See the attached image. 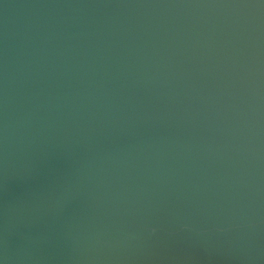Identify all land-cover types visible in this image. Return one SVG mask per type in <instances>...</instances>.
<instances>
[{
	"label": "bare ground",
	"instance_id": "bare-ground-1",
	"mask_svg": "<svg viewBox=\"0 0 264 264\" xmlns=\"http://www.w3.org/2000/svg\"><path fill=\"white\" fill-rule=\"evenodd\" d=\"M0 264H264V0H0Z\"/></svg>",
	"mask_w": 264,
	"mask_h": 264
}]
</instances>
